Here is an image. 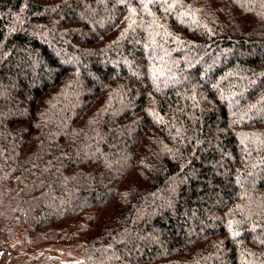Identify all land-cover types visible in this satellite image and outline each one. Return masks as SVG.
Wrapping results in <instances>:
<instances>
[{"label":"trees","instance_id":"obj_1","mask_svg":"<svg viewBox=\"0 0 264 264\" xmlns=\"http://www.w3.org/2000/svg\"><path fill=\"white\" fill-rule=\"evenodd\" d=\"M19 244L264 264V0H0L1 258Z\"/></svg>","mask_w":264,"mask_h":264},{"label":"rangeland","instance_id":"obj_2","mask_svg":"<svg viewBox=\"0 0 264 264\" xmlns=\"http://www.w3.org/2000/svg\"><path fill=\"white\" fill-rule=\"evenodd\" d=\"M48 248L50 253L55 255L61 262L72 261V257L76 256L70 252V249L65 247L49 246ZM23 252V247H20V244L13 251H10L4 259L1 258L0 251V264H21L22 260H26L29 257L25 256ZM76 258L78 259L79 257L76 256Z\"/></svg>","mask_w":264,"mask_h":264}]
</instances>
